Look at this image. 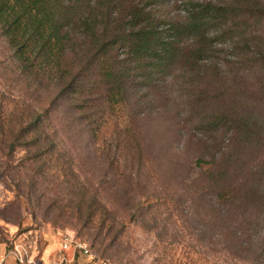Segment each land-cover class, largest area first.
<instances>
[{
  "label": "trees",
  "instance_id": "1",
  "mask_svg": "<svg viewBox=\"0 0 264 264\" xmlns=\"http://www.w3.org/2000/svg\"><path fill=\"white\" fill-rule=\"evenodd\" d=\"M181 6L185 14L172 15ZM0 41L8 53L0 62V182L15 187L17 199L26 196L23 188L28 198L55 197L49 209L68 194L88 195L84 182L58 175L67 172L57 155L65 150L63 131L80 128L96 159L108 158L113 146L97 141L111 110L174 73L190 74L193 83L218 73L228 89L229 77L201 66L214 43L228 44L238 58L229 73L239 100L206 124L232 126L237 149L199 160L201 188L193 185L191 198L205 202L207 222L218 220L221 234H232L230 246L250 253L260 238L264 252V159L261 166L247 159L264 152L256 111L264 99V0H0ZM90 194L88 211L85 201L72 206L85 214L76 221L106 239L117 219L98 188L91 185Z\"/></svg>",
  "mask_w": 264,
  "mask_h": 264
},
{
  "label": "rangeland",
  "instance_id": "2",
  "mask_svg": "<svg viewBox=\"0 0 264 264\" xmlns=\"http://www.w3.org/2000/svg\"><path fill=\"white\" fill-rule=\"evenodd\" d=\"M172 11L183 16L185 7ZM213 49L201 66L229 77L228 89L218 73H200L205 78L194 83L190 74L174 73L166 82L160 81L158 89H138L127 106L108 111L97 141V145L106 141L113 146L108 158L98 154L96 159L91 136L83 135L80 128L63 131L65 150L57 155L67 172L58 175L70 183L84 182L90 196L68 194L61 207L49 209L48 200L55 197L28 198L30 188H23L26 196L17 199L16 188L0 182V264H264V252L257 249L260 238L250 246V253L247 246H230L232 234L222 235L218 220L207 222L205 202L191 198L193 185L197 191L201 188L199 160L237 149L230 147L238 139L232 126L206 124L239 100L230 89L236 52L219 42ZM7 55L0 41V62ZM256 111L263 115L264 138V99ZM66 113L61 109L57 116ZM117 143H121L118 150ZM137 143L138 152L133 149ZM247 159L261 166L264 152H252ZM91 185L99 189L117 219L112 236L108 233L106 239L81 227L76 220L85 214L72 207L85 201L82 209L91 208L95 202ZM121 222L124 227L118 226ZM66 236L89 245L93 258L75 252L73 246L64 249Z\"/></svg>",
  "mask_w": 264,
  "mask_h": 264
},
{
  "label": "built area",
  "instance_id": "3",
  "mask_svg": "<svg viewBox=\"0 0 264 264\" xmlns=\"http://www.w3.org/2000/svg\"><path fill=\"white\" fill-rule=\"evenodd\" d=\"M62 245H63V248L66 250L72 248V246H73L75 252H78V253L85 255V256H91V258H93L92 251H91L89 245L84 244V243H80V242H76L74 240V238H72L70 236L64 237V239L62 241ZM101 264H103V263H101Z\"/></svg>",
  "mask_w": 264,
  "mask_h": 264
}]
</instances>
